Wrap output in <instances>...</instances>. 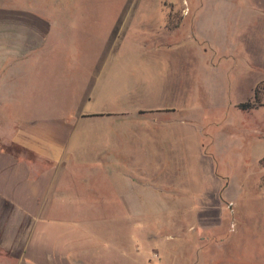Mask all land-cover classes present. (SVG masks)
Listing matches in <instances>:
<instances>
[{"label":"rangeland","instance_id":"374dc122","mask_svg":"<svg viewBox=\"0 0 264 264\" xmlns=\"http://www.w3.org/2000/svg\"><path fill=\"white\" fill-rule=\"evenodd\" d=\"M228 2L216 7H226L225 20L221 30L216 23L210 26L206 42L200 32L215 8L204 6L196 14L197 0H0V16L70 18L73 29L62 37L81 46L115 24L116 46H132L137 30L144 39L143 28L153 29L166 15L185 17L182 30L172 36L173 42L182 39L183 85L165 105L175 108L180 126L192 132L182 133L180 151L175 150L181 166L171 168L175 173L165 168L162 176L175 180L182 196L173 197L167 188L160 191L163 197L131 200L103 186L111 199H92L83 191V198L47 200L53 217L100 225L81 226L87 245L69 264H264V0ZM20 25L28 24L4 22L0 31L13 37ZM61 39L48 45L60 46ZM9 76L13 79V71ZM12 82L0 84V126L10 133L15 119L35 114L40 104H22L28 97ZM248 101L257 106L238 107ZM40 105L54 114L63 109L61 102ZM141 105L157 104L133 107ZM60 185L58 180L54 186Z\"/></svg>","mask_w":264,"mask_h":264},{"label":"crops","instance_id":"0c3cea01","mask_svg":"<svg viewBox=\"0 0 264 264\" xmlns=\"http://www.w3.org/2000/svg\"><path fill=\"white\" fill-rule=\"evenodd\" d=\"M228 1L233 2L197 0L196 14L204 6L215 8L211 19L202 20L206 42L211 25L221 30ZM219 4L226 7L216 9ZM1 17L8 20L0 23L28 25H20L13 37L0 31V84L12 80L28 97L21 100L24 105L61 102L63 109L54 114L41 111L39 104L35 114L15 119L11 133L0 126V264H69L71 255L87 245L81 226L100 225L53 217L47 200L83 198V191L92 199H111L103 186L131 200L163 197L160 191L167 188L173 197L182 196L175 180L162 176L167 168L175 173L171 168L181 166L175 150L180 151L182 133L192 132L180 126L175 108L165 105L183 85L182 39L173 42L172 36L182 30L185 17L166 15L153 29L143 28L144 39L137 37L138 30L133 33V45L126 47L116 46V24L100 28L103 32L81 46L62 37L75 24L66 16ZM59 38L62 45H48ZM11 71L13 79H6ZM138 102L157 105L133 107ZM57 168H62L59 176Z\"/></svg>","mask_w":264,"mask_h":264},{"label":"trees","instance_id":"16d2710c","mask_svg":"<svg viewBox=\"0 0 264 264\" xmlns=\"http://www.w3.org/2000/svg\"><path fill=\"white\" fill-rule=\"evenodd\" d=\"M255 97H257V96H255ZM257 106V104H255L254 102H250V101H248V102H242V103H240L239 105H238V107H240V108H243V109H251V108H254V107H256ZM259 106V105H258ZM2 144H0V146H1ZM7 151H9L10 153H12V152H14V150L13 149H15L13 146H7ZM16 151H19V148H16Z\"/></svg>","mask_w":264,"mask_h":264}]
</instances>
